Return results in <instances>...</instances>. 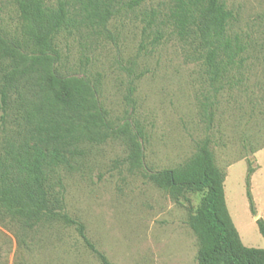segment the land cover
<instances>
[{
	"label": "rangeland",
	"instance_id": "374dc122",
	"mask_svg": "<svg viewBox=\"0 0 264 264\" xmlns=\"http://www.w3.org/2000/svg\"><path fill=\"white\" fill-rule=\"evenodd\" d=\"M137 1L109 22L107 33L59 38L63 73L98 79L110 122H128L143 134L138 168L122 134L69 148L68 167L58 173L65 212L113 264H196L198 240L187 221L204 192L175 201L148 175L185 163L209 140L215 165L225 174V203L241 243L263 248L255 221H264V0H221L232 14L228 35L244 48L241 67L221 83L209 80L173 34L171 0ZM151 12L155 23L144 32ZM0 22L9 30L18 26L9 0H0ZM249 168L255 215L246 198ZM0 264L100 263L73 227L29 225L0 209Z\"/></svg>",
	"mask_w": 264,
	"mask_h": 264
},
{
	"label": "trees",
	"instance_id": "16d2710c",
	"mask_svg": "<svg viewBox=\"0 0 264 264\" xmlns=\"http://www.w3.org/2000/svg\"><path fill=\"white\" fill-rule=\"evenodd\" d=\"M18 26L0 22V209L26 224L61 222L73 227L100 264H113L87 239L84 226L65 212L59 170L68 167L69 148L126 138L133 167L142 166L143 134L128 122L113 125L100 102L99 81L63 73L59 38L85 31L99 36L137 0H9ZM168 22L186 50L199 60L209 80L221 83L242 65L244 48L228 35L231 12L221 0H171ZM155 13L145 16L151 30ZM160 39L155 36L153 42ZM133 89H130L131 95ZM252 169L245 180L246 198ZM175 201L184 193L204 192L188 226L198 240L196 264H264V247H245L228 213L225 174L206 140L185 163L148 175ZM264 241V221H255Z\"/></svg>",
	"mask_w": 264,
	"mask_h": 264
}]
</instances>
